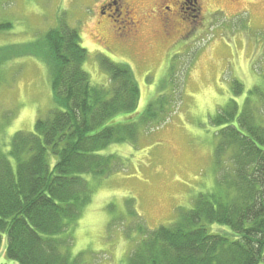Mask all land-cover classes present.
<instances>
[{"label": "rangeland", "instance_id": "obj_1", "mask_svg": "<svg viewBox=\"0 0 264 264\" xmlns=\"http://www.w3.org/2000/svg\"><path fill=\"white\" fill-rule=\"evenodd\" d=\"M105 1L0 0V23L13 24L0 31V47L27 44L62 25L76 28L93 86L110 85L102 66L108 58L132 69L141 93L138 114L157 104L156 121L142 127L136 143L102 151L117 159L110 175L86 176L92 201L70 230L71 253L81 264L126 263L141 238L128 214L130 198L146 228L156 230L213 191L231 163L217 161L220 128L212 120L232 99L241 107L251 91L264 90V0H197L191 7L201 9L196 20L180 10L183 0H123L120 22L99 13ZM165 6L177 23L169 31L161 20ZM235 81L242 86L239 97ZM54 108L47 65L8 53L0 64V149L16 133H33L38 118ZM6 246L4 237L0 264H10Z\"/></svg>", "mask_w": 264, "mask_h": 264}, {"label": "trees", "instance_id": "obj_2", "mask_svg": "<svg viewBox=\"0 0 264 264\" xmlns=\"http://www.w3.org/2000/svg\"><path fill=\"white\" fill-rule=\"evenodd\" d=\"M12 27L0 23V31ZM8 53L47 65L55 108L38 118L33 133H16L0 149V252L5 237L10 264H81L71 253L70 230L92 201L86 176L110 175L118 162L102 151L136 143L142 127L156 121L157 104L138 114L132 69L108 58L102 66L110 85L93 86L76 28L62 25L27 44L0 47V64ZM234 86L241 96V84ZM212 122L220 128L217 161L229 159V170L176 222L156 230L146 228L130 198L128 214L141 238L125 264H264V90L251 91L241 107L232 99Z\"/></svg>", "mask_w": 264, "mask_h": 264}, {"label": "flooded vegetation", "instance_id": "obj_3", "mask_svg": "<svg viewBox=\"0 0 264 264\" xmlns=\"http://www.w3.org/2000/svg\"><path fill=\"white\" fill-rule=\"evenodd\" d=\"M124 2L123 0H106L99 8V13L103 16H110L112 18H114L115 22H120L118 21V19L121 17L122 15V9L124 7ZM197 4V0H183L181 3V7L180 10H182L183 14H190L189 12L192 11V14L190 15L191 18H193L194 20L199 19L200 15H201V9L197 10L196 9H191V7H196ZM167 12H171V8L169 6H165V11L164 13H162V17L161 20L163 22V25L165 27H168V31L172 30L174 28V26H177V23H175L174 25V20H173V16L170 15H166ZM194 12H196L197 14H194ZM182 21H184L185 19L182 18ZM138 31L134 30L133 34H136ZM167 35H170L169 33H166V37Z\"/></svg>", "mask_w": 264, "mask_h": 264}]
</instances>
